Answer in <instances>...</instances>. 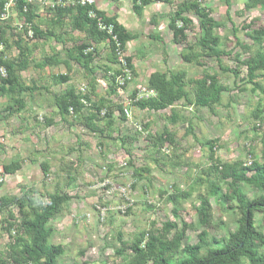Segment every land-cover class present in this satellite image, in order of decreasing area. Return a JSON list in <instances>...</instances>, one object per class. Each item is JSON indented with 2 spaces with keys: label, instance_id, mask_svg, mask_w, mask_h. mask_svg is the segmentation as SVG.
Listing matches in <instances>:
<instances>
[{
  "label": "rangeland",
  "instance_id": "obj_1",
  "mask_svg": "<svg viewBox=\"0 0 264 264\" xmlns=\"http://www.w3.org/2000/svg\"><path fill=\"white\" fill-rule=\"evenodd\" d=\"M103 1L109 3L108 0ZM182 1L186 0H172L171 6L155 3L145 9L141 18L133 14L129 1L116 4V17H121L125 29L137 36L136 40L128 43L123 53L132 58L137 76L125 91L117 95L108 93V82L104 78L108 53L104 44L96 47L97 56L91 65L93 74L88 78L76 64H70V82L57 86L53 85L51 74H64L67 71L63 67L41 71L31 68L21 74L24 83L34 85L36 90L23 96L25 107L20 113L0 123V198L24 197L35 206H44L55 191L66 194L68 201L64 210L48 224L54 231L49 243L63 249V255L54 264H119L128 257L115 256V249L119 248V232L124 242L131 243L139 232L152 227L160 229L165 222L175 223L171 214L172 205L164 202L161 193H171L172 186L187 190L193 184L199 176L197 169L208 163L205 141H218L215 152L221 162L241 160L246 166L252 160L260 162L264 149V99L252 92L245 68L235 61L233 55L237 52L242 54V58L248 56L241 50L251 42L241 27L251 24V29H264V10L257 7L245 12L244 0H231L229 9L218 0L202 3L203 7L211 10L214 20L225 23L226 28L219 29L217 34L223 38L226 50L231 53L222 57V64L238 72L235 78L230 73H222L213 59L203 61L205 68L182 61L181 54L187 53V45H192L199 34L196 19L188 15L192 27L187 32V42L181 46L172 44L171 33L167 29L168 16L174 5ZM35 2L37 14L45 17L48 7L42 4V0ZM7 15L6 20L15 29L18 19L12 7ZM152 18L156 20V25H151ZM232 25L237 30L234 35ZM68 30L56 31L62 40L67 41L66 48L79 45L84 40L83 35L69 33ZM152 36H158L160 41L153 40ZM236 40H239L240 46H235ZM25 41L30 47L35 43L34 40ZM37 44L38 48L32 56L34 62H39L43 56L60 53L62 49V45L54 40ZM15 53L10 52V57ZM115 69V66H110L111 72ZM155 71L167 75L185 71L187 82L200 79L205 72H215L219 84L226 91L221 94L220 103L212 112L184 108L182 103H178L173 110L187 122L178 121L173 126L170 120L172 109L154 113L128 104L133 92L145 88L146 79ZM92 78L95 89L94 94L88 96L89 101L93 104L103 98L113 121L111 128L106 127L107 119L103 118L105 110L101 112L103 119L98 124L104 128L102 137L80 125L81 120L76 121L72 117L63 120L54 105V95L62 94L69 85L80 96L88 95ZM259 83L264 87V78ZM40 86L47 92L39 91ZM5 105L6 100L0 98V110ZM119 106L127 110L125 118H121ZM258 108L262 112L256 121L252 114ZM87 112L86 108L81 115L87 116ZM50 118L52 124L49 126L44 119ZM187 126H190V132H185ZM164 128L174 135V144L155 146L149 135H158ZM13 160L18 161L19 170L13 175H4L2 166ZM45 162L48 164L47 176L41 169ZM129 162L132 168L127 167ZM137 168L148 169L149 176L134 182L131 170ZM201 179L205 181L204 177ZM240 188L249 200L264 195V192L259 193L244 185ZM194 190L192 197L178 209L180 216L195 227L187 231L183 246L195 245L202 230L197 224L195 209L199 204L197 195L204 194L205 186L198 185ZM210 206L214 221L208 230L209 235L219 239L233 232L239 215L228 209L229 205L220 199H211ZM11 211L18 221L17 209ZM25 212L28 213L27 208ZM254 223L264 233L260 214L254 215ZM10 242V237L2 233L0 254L6 251Z\"/></svg>",
  "mask_w": 264,
  "mask_h": 264
},
{
  "label": "trees",
  "instance_id": "obj_2",
  "mask_svg": "<svg viewBox=\"0 0 264 264\" xmlns=\"http://www.w3.org/2000/svg\"><path fill=\"white\" fill-rule=\"evenodd\" d=\"M9 1L0 0V69L5 73V76L0 74V98L6 100L5 107L0 110V123L20 113L25 107L23 96L30 95L36 90L34 85L28 86L24 83L21 78L22 73L31 68L41 71L63 67L67 71L64 74H51L53 85L57 86L70 82L68 74L70 64H76L85 72V78H88L93 74L91 65L97 56L96 47L99 45L104 44L108 48L107 66L104 67L108 93L111 95L120 93L116 79L122 74V70L115 50L118 45L119 50L124 53L128 43L136 40L137 36L119 24L117 18L108 17L93 4L82 5L81 0H47L61 5L49 7L45 17L41 18L36 12L37 0H15L12 9L18 19V26L12 29L10 23L2 19ZM110 1L117 4L122 0ZM204 1L186 0L174 5L167 24V29L171 33V42L175 46L187 42V32L192 27V20L188 15H192L197 21L199 34L192 45H187V53L181 54L182 61L188 65L205 68L203 61L213 59L222 73H230L237 78L236 70H231L222 64V57L231 53L226 50L223 38L217 34L219 29L226 28L225 23L211 17V10L202 6ZM218 1L227 9L230 8L231 0ZM130 2L131 10L137 18H141L145 9L155 3L172 5V0H130ZM257 7H262L264 10V0H244L243 11L249 12ZM99 23L111 27V35L107 31L99 30ZM150 23L156 25L157 22L152 18ZM64 28H68L69 33L83 35L84 40L79 45L73 44L71 48H66L67 41L62 40V37L56 33L57 30L61 31ZM28 29L32 32L35 41L31 47L24 39ZM241 30L251 42V45L241 50L248 56L242 58V54L236 52L233 58L245 68L247 83L252 85V92L258 93L264 99V87L259 83L260 79L264 78V29H251V24H245ZM236 31L232 25V35ZM152 38L160 41L158 36ZM50 40L62 45L61 52L43 56L39 62H34L32 56L38 48L37 43ZM240 45L239 40H236L235 46ZM90 49L92 50L89 51ZM14 51L16 55L10 57L9 53ZM123 57L134 79L137 73L132 58ZM110 66H115L116 69L111 72ZM89 82L91 92L88 95L80 96L69 85L62 94L54 95V105L63 120L68 117L76 121L81 120L80 125L102 137L104 128L98 124L102 118L101 112L105 110L103 118L107 119L106 127L111 128L113 123L111 111L105 107L103 98H99L96 103H90L88 96L94 94L95 85L93 78ZM129 83L125 80V84L121 87L122 91H125ZM144 86L146 90L152 91L153 95L138 99L133 103V107L154 113L172 109L170 120L173 126L178 121L187 122L173 110L178 103H182L184 108L207 109L212 112L219 105L221 94L226 91L219 84V77L215 72H205L200 79L187 82L185 71L168 75L155 71L148 76ZM41 87L39 91L47 92L46 88ZM136 95L137 91L133 92L131 98H136ZM260 103L261 100L258 106ZM86 108L87 116H82V110ZM118 111L121 118H125L121 106L118 107ZM261 112L260 108L253 112L254 120H259ZM44 121L49 126L52 124L51 118ZM253 129L256 130L255 125ZM190 131V126H187L185 132ZM149 139L155 146L161 147L165 143L174 144V135L167 128L158 135H149ZM217 144V140L205 141L204 145L208 147V163L205 167H197L199 176L187 190L172 186L171 193H161L164 202L172 205L171 214L176 220L175 223L165 222L160 229L152 227L148 231L139 232L131 243L124 242L122 234L118 233L119 248L115 249V256L119 258L128 256L119 264H264V233L254 223V215L258 213L264 224V195L249 200L240 188V185H244L259 193L264 192V149L261 152L260 162L252 160L251 164L246 166L241 160L221 162L215 152ZM19 166L18 161H10L2 166V172L6 176L13 175L19 170ZM127 167L132 168L130 162L127 163ZM41 169L47 176L46 162L41 165ZM131 171L134 182L149 176V170L146 168ZM201 177H204L205 181ZM198 185L205 186L204 194L197 195L199 204L195 209L197 224L202 230L197 235L195 245L183 246L187 231L195 227L180 216L179 206L192 197ZM211 199H220L224 204L229 205L228 209L234 210L239 215L235 222V230L219 239L211 237L208 233L214 221L210 206ZM67 201L66 194L57 191L50 196L49 202L44 206H35L24 197L0 198V237L4 233L11 240L6 251L0 254V264H54L63 255V249L59 245L49 243L54 231L48 227V224L64 210ZM13 208L18 211V221L11 211ZM26 208L28 213L25 212Z\"/></svg>",
  "mask_w": 264,
  "mask_h": 264
},
{
  "label": "built area",
  "instance_id": "obj_3",
  "mask_svg": "<svg viewBox=\"0 0 264 264\" xmlns=\"http://www.w3.org/2000/svg\"><path fill=\"white\" fill-rule=\"evenodd\" d=\"M14 1L15 0H10L9 3L7 4L6 8H5V14L2 15V19L6 20L7 19V14H8V10L10 7H13L14 6ZM30 1V0H29ZM41 2V0H39ZM82 5L84 4H93L95 3V0H81L80 2ZM42 4H44L45 6H47L48 8H53L54 6H60L61 4L60 3H56V4H53L51 3L50 1H47V0H42ZM64 6L66 5V3L63 4ZM93 16V15H92ZM98 29L101 30V31H107V33L109 35H111V27H106V26H103L101 23L98 24ZM29 30V29H28ZM33 35H32V32L29 30L27 32V36H24V39L25 40H33ZM1 48V47H0ZM92 49H90L89 51H91ZM116 54H117V58H118V62L120 64V68H121V75L118 76V78L116 79V83L118 85V88L120 90V92H123L121 87L125 84V80L131 82L132 80V77H131V74H130V71L128 70L127 66H126V63L124 62L123 60V53L119 50V46L117 45V48H116ZM0 74L2 76H5V73H4V70L3 69H0ZM153 95L152 91H148L146 90V88H142L141 90H137V95H136V98H130L129 99V102L128 104H133L134 102H136L138 99H141V98H148L149 96ZM124 111V114L126 116V114L128 113L126 109H123Z\"/></svg>",
  "mask_w": 264,
  "mask_h": 264
},
{
  "label": "crops",
  "instance_id": "obj_4",
  "mask_svg": "<svg viewBox=\"0 0 264 264\" xmlns=\"http://www.w3.org/2000/svg\"><path fill=\"white\" fill-rule=\"evenodd\" d=\"M108 1H109V3L108 2L105 3L103 0H95L94 5L98 10L104 11L108 17L117 18L118 23L121 24L124 28H126V26L121 22V17H116V3H114L110 0H108ZM126 1L130 2V0H126ZM122 3H124V2H122ZM130 5H131V2H130ZM112 6H113V8H112Z\"/></svg>",
  "mask_w": 264,
  "mask_h": 264
}]
</instances>
